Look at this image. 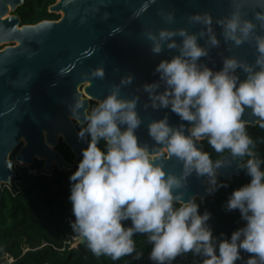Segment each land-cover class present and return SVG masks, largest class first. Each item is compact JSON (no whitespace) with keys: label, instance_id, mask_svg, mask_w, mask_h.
<instances>
[{"label":"clouds","instance_id":"9594fccd","mask_svg":"<svg viewBox=\"0 0 264 264\" xmlns=\"http://www.w3.org/2000/svg\"><path fill=\"white\" fill-rule=\"evenodd\" d=\"M241 7V0H233L231 13L215 23L225 43L239 47L254 41L252 62L237 55L224 57L218 69L203 62L211 48L220 46L208 13L188 17L189 23L201 26L198 32L186 27L143 32L153 54L175 50L156 64L158 79L145 82L143 91L153 109H170L180 117L181 123L173 125L166 112L147 126L151 140L182 162L179 173L169 171L140 141L139 97L121 95L122 86L131 84L135 74L113 84L90 111L82 99L69 105L70 116L80 124L78 136L87 142L69 177L74 216L70 224L95 256L115 261L135 253L138 260L142 253L136 251L134 236L146 234L152 245L149 259L155 264H171L183 253L201 257L202 264H236L242 252L249 254L246 264H264V160L253 150L250 122L244 118L250 110L264 128V33H257L255 22L264 28V14L257 13L254 21ZM161 16L168 24L175 21L174 12ZM92 75L104 77V68L97 67ZM204 140L220 158L213 160L203 149ZM237 160V169L250 180L232 191L225 207L238 210L244 223L221 238L213 234L211 212L201 213L197 197L186 200L185 190L195 172L206 177L209 193L218 191L226 186L219 179L220 169Z\"/></svg>","mask_w":264,"mask_h":264},{"label":"water","instance_id":"95a60500","mask_svg":"<svg viewBox=\"0 0 264 264\" xmlns=\"http://www.w3.org/2000/svg\"><path fill=\"white\" fill-rule=\"evenodd\" d=\"M24 3L25 0H0V44L19 42L0 51V193L17 177L10 156L23 138L27 144L20 149L17 160L25 165L33 166L38 156L45 160L42 170L49 173L54 171L55 165L70 170L80 162L87 142L78 136L79 131L70 119L69 105L82 99L89 109V99H83L80 91L82 86L88 96L103 100L113 84L135 74L131 84L122 86L121 95L139 97L137 107L143 119L137 130L140 141L147 143L154 154L161 151L164 146L156 145L148 136L149 122L163 117L166 112L173 125L181 120L170 109H153L143 84L158 79V74L154 73L156 64L163 58H171L175 50L165 49L159 55L153 54L151 42L143 36L145 29L186 27L190 32H198L201 26L189 23L188 17L208 13L220 46L211 48L209 56L201 58L203 62L218 69L226 56L237 55L249 62L256 57L254 41H246L239 47L225 43L220 26L215 23L231 13L233 0H58L51 9L63 11L60 20L21 25L20 17L10 14L9 6L13 12ZM241 3V11L247 18L255 21L257 13L264 14V0H241ZM166 12H174L173 23L162 19L161 13ZM7 14L10 15L3 19ZM255 22L257 33H264L259 21ZM97 67L104 68V77L92 75ZM244 118L250 122L248 125H257L250 110H246ZM44 130L53 148L46 142ZM60 133L77 156L74 163L55 149ZM201 144L203 147V142ZM157 156L169 171L182 170L183 164L175 156ZM238 163L237 160L222 167L220 176L225 181L240 176ZM207 189L206 177L193 172L188 177L184 198L196 196L205 201L213 195ZM80 243H83L81 238Z\"/></svg>","mask_w":264,"mask_h":264},{"label":"trees","instance_id":"16d2710c","mask_svg":"<svg viewBox=\"0 0 264 264\" xmlns=\"http://www.w3.org/2000/svg\"><path fill=\"white\" fill-rule=\"evenodd\" d=\"M56 0H26L17 14L23 25H35L45 20L57 21L60 15L49 10ZM248 134L254 141V151L259 159L264 160V128L248 125ZM203 149L213 159L216 153L207 143ZM59 150L65 158L73 160L70 149L62 144ZM227 154V152L225 153ZM223 154V155H225ZM78 165L70 170L55 168L53 172L42 170L43 162L36 160L33 166L16 168L17 177L11 187L5 186L0 193V264H155L149 259L152 245L146 234L134 236L136 251L142 253L140 259L124 256L112 260L106 256H95L80 243L73 246L79 237L70 221L74 219L70 196V175ZM241 171V170H240ZM226 186L219 188L205 201L198 199L200 211L211 212L209 223L214 229V236L230 237L232 232L244 223L238 210L228 211L225 207L232 191L249 182L244 171L240 176L225 181ZM242 259L236 264H246L249 254L242 252ZM171 264H202V258L193 253H183Z\"/></svg>","mask_w":264,"mask_h":264},{"label":"flooded vegetation","instance_id":"af4514ba","mask_svg":"<svg viewBox=\"0 0 264 264\" xmlns=\"http://www.w3.org/2000/svg\"><path fill=\"white\" fill-rule=\"evenodd\" d=\"M57 0H56V2L53 4V5H55V4H57ZM26 4V0H25V3L23 4V5H25ZM23 5H21V6H23ZM53 5H51L50 6V8H49V10L51 11V12H54V13H57V14H59L60 15V13L61 12H56V11H52V9H51V7L53 6ZM21 6H19L18 8H17V10L21 7ZM9 9H10V14H12V15H17V14H15V12L17 11H11V6H9ZM9 14V15H10ZM8 15V14H7ZM8 15V16H9ZM7 16V17H8ZM18 16V15H17ZM6 16H4L3 17V19H6L7 18ZM60 18H61V15H60ZM20 20H21V18H20ZM21 25H23L22 24V21H21ZM17 44V42H2L1 44H0V51L1 50H3V49H5V48H7V47H13V46H15ZM88 85V84H87ZM84 87L85 86H82L81 88H80V91H81V93H82V96L84 97L83 99H89V111L93 108V106H96L97 104H98V102H99V99H96V98H93V97H90V96H88L85 92H84ZM70 119H71V116H70ZM71 121L73 122V124L75 125V127L77 128V130L79 131V127H80V124H79V122L76 120V119H71ZM62 144H64V145H66L69 149H70V151L72 152V154H73V160L72 161H69V160H67L66 158H65V155L63 154V152L61 151V150H59V148H60V146H62ZM57 151H59L63 156H64V158L67 160V161H69V162H71V163H74V161H75V159H76V155H75V153L72 151V149L63 141V137L62 136H60L59 137V143H58V145H57V147L55 148ZM165 150L166 149H164L163 150V148L161 149V152H160V154H163V155H165V153H163V152H165ZM165 156H167V155H165ZM38 158V157H37ZM36 160H39V161H42L43 162V166H44V164H45V160L44 159H41V158H38V159H36ZM76 165H78V164H74V166H76ZM56 166V168H57V165H55Z\"/></svg>","mask_w":264,"mask_h":264},{"label":"rangeland","instance_id":"374dc122","mask_svg":"<svg viewBox=\"0 0 264 264\" xmlns=\"http://www.w3.org/2000/svg\"><path fill=\"white\" fill-rule=\"evenodd\" d=\"M58 1V0H57ZM63 11H61V13H60V15H61V18H62V16H63ZM9 15V14H8ZM8 15H6V17L8 16ZM60 20V19H59ZM19 44V42H17V44L16 45H18ZM4 50V49H3ZM99 103V102H98ZM71 119H74V118H72L71 117ZM25 139L23 138V142L21 143V145H19L18 146V148L12 153V155L10 156V160L11 161H13V164H14V167L15 168H18V167H20V166H30V165H25L22 161H18L17 160V155H18V153H19V151H20V149L25 145ZM163 153H165V155H167V153H166V150H165V152H163ZM166 157H168V155L166 156ZM39 158V157H38ZM13 184V181H12V183L11 184H8L7 185V187H11V185ZM79 238L80 237H78V238H76L75 239V241H74V243H73V246H77L78 245V240H79Z\"/></svg>","mask_w":264,"mask_h":264},{"label":"bare ground","instance_id":"6f19581e","mask_svg":"<svg viewBox=\"0 0 264 264\" xmlns=\"http://www.w3.org/2000/svg\"><path fill=\"white\" fill-rule=\"evenodd\" d=\"M100 101H102V99H99V102ZM44 132V136H45V140H46V142L48 143V141H47V131L46 130H44L43 131ZM60 136H63V133H60ZM25 144H27V141L25 142ZM48 145L51 147V148H53V145L52 144H50V143H48ZM165 149V147H163V150ZM161 152V151H160ZM160 152H158V153H155V155H159L160 154ZM38 157V156H37ZM23 162V161H22ZM23 163H25V162H23Z\"/></svg>","mask_w":264,"mask_h":264}]
</instances>
